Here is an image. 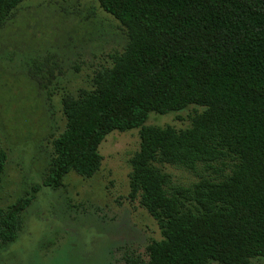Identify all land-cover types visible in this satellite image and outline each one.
I'll use <instances>...</instances> for the list:
<instances>
[{
  "label": "trees",
  "instance_id": "trees-1",
  "mask_svg": "<svg viewBox=\"0 0 264 264\" xmlns=\"http://www.w3.org/2000/svg\"><path fill=\"white\" fill-rule=\"evenodd\" d=\"M24 0H0V25ZM127 43L88 87L62 98L44 182L91 177L112 131L140 128L130 187L161 239L128 264H251L264 258V0H97ZM42 65L33 60L35 74ZM42 77H47L43 74ZM204 109L183 129L145 125L150 113ZM7 153L0 149V182ZM194 172L177 184L165 166ZM215 174V175H214ZM33 194L0 206V244L16 239Z\"/></svg>",
  "mask_w": 264,
  "mask_h": 264
},
{
  "label": "rangeland",
  "instance_id": "rangeland-1",
  "mask_svg": "<svg viewBox=\"0 0 264 264\" xmlns=\"http://www.w3.org/2000/svg\"><path fill=\"white\" fill-rule=\"evenodd\" d=\"M126 43L124 27L97 0H24L0 25V149L7 153L0 206L33 194L16 239L0 244V264H128L131 256L146 258L147 245L161 239L130 187L140 128L109 133L91 177L70 172L57 188L44 182L52 140L66 126L62 98L88 87ZM33 60L42 73L32 72ZM203 109L152 112L145 125L187 128ZM164 169L177 184L198 180L181 167Z\"/></svg>",
  "mask_w": 264,
  "mask_h": 264
}]
</instances>
